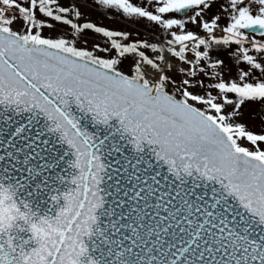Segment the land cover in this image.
I'll return each mask as SVG.
<instances>
[{
  "label": "snow or ice",
  "instance_id": "obj_1",
  "mask_svg": "<svg viewBox=\"0 0 264 264\" xmlns=\"http://www.w3.org/2000/svg\"><path fill=\"white\" fill-rule=\"evenodd\" d=\"M0 264H264V0H0Z\"/></svg>",
  "mask_w": 264,
  "mask_h": 264
}]
</instances>
